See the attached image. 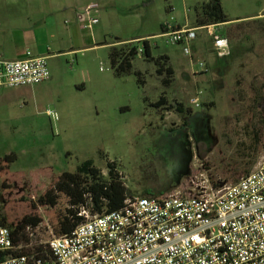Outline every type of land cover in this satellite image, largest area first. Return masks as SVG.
<instances>
[{
    "label": "rangeland",
    "instance_id": "1",
    "mask_svg": "<svg viewBox=\"0 0 264 264\" xmlns=\"http://www.w3.org/2000/svg\"><path fill=\"white\" fill-rule=\"evenodd\" d=\"M171 1L180 19L195 17L189 7L196 0H155L158 13L168 16ZM224 2L244 22L225 31L231 55L222 65L217 61L209 77H195L207 65L203 68L201 59L186 55L184 46L158 39L153 56H170V87L163 82L166 75H158L155 63L141 54L129 74L116 76L109 50L88 51L80 67H52L51 79L43 84L0 90V158L16 154L10 170L24 176L20 182L11 176L6 180L13 185L11 193L5 192L0 177V211L10 222L19 225L34 214L44 221L41 227L52 231V209L37 205L34 210L33 205L52 180L75 172L87 160L105 175L108 162H115L131 198L210 192L237 183L255 169L264 153V0ZM259 14L258 20L251 18ZM215 30L217 35L222 32L218 25ZM209 59L215 61L212 54ZM162 96H167L166 105L152 106ZM207 97L209 103L201 105ZM193 99L199 100V107L190 103ZM48 110L57 119L49 118ZM199 118L207 136L193 141V158L185 163L189 170L179 179L175 166L185 155H176V150L186 147L183 131L195 140L188 129ZM47 168L52 169L51 177H33ZM38 230L30 231L32 245L41 240Z\"/></svg>",
    "mask_w": 264,
    "mask_h": 264
},
{
    "label": "built area",
    "instance_id": "2",
    "mask_svg": "<svg viewBox=\"0 0 264 264\" xmlns=\"http://www.w3.org/2000/svg\"><path fill=\"white\" fill-rule=\"evenodd\" d=\"M216 26L204 29L224 58L230 43L217 35ZM165 37L190 56L197 34L169 24ZM50 79L47 57L29 53L24 60L9 61L0 56V90ZM192 102L200 106L198 99ZM46 114L57 119L51 110ZM206 190L128 197L122 210L91 217L83 210L86 221L72 235L49 242L50 261L16 255L22 247L16 246L9 228L0 226V264H264V153L237 183Z\"/></svg>",
    "mask_w": 264,
    "mask_h": 264
},
{
    "label": "crops",
    "instance_id": "3",
    "mask_svg": "<svg viewBox=\"0 0 264 264\" xmlns=\"http://www.w3.org/2000/svg\"><path fill=\"white\" fill-rule=\"evenodd\" d=\"M221 1L232 19L231 22L218 24L222 29L218 35L226 38L228 36L225 31L244 20L230 11L224 0ZM172 3L171 1L168 5L169 15L164 16L162 11L158 13L155 0H0V56L9 61L24 60L29 53L47 57L52 75V67L68 68V64L72 63L80 67L88 51L101 54L118 45H106V40L119 39L122 44H136L139 47L147 42L151 48H156L158 46L154 41L166 39V27L171 24L178 29L196 31L197 38L191 44V51L196 44L195 52L198 54L195 55L192 51L190 57L201 59L207 65V70L201 69L194 75L209 77L214 68H218L217 61H222V65L229 56L220 58L213 38L204 28L195 27L196 18L180 19ZM203 3L196 0L189 8L195 12V7ZM134 8L138 10L132 12ZM260 15L251 18L258 20ZM96 19L98 23H92ZM210 54L213 55L214 62L210 61ZM162 56L170 58L168 54ZM70 68L73 69L72 65ZM75 84L79 85L80 82L76 81ZM193 100L190 101L191 104ZM208 101L207 97L200 103L202 105Z\"/></svg>",
    "mask_w": 264,
    "mask_h": 264
},
{
    "label": "trees",
    "instance_id": "4",
    "mask_svg": "<svg viewBox=\"0 0 264 264\" xmlns=\"http://www.w3.org/2000/svg\"><path fill=\"white\" fill-rule=\"evenodd\" d=\"M195 18V27L197 28L232 21L221 0H209L207 3L197 5L195 7ZM105 44H118L112 46L110 50L111 64L116 76L122 77L129 74L132 70V61L141 54L147 60L155 63L158 75H166L163 81L164 84L168 87L172 85L171 76L174 75V69L170 64V58L168 56L154 57L152 48L147 42L142 47L136 44H122L119 39L106 40ZM141 48L142 53L139 52ZM167 101V96H162L152 106L160 108L166 105ZM179 106L182 111L183 105ZM103 157L106 156L103 154ZM16 161V154H9L0 158V177L4 178L6 193L13 191V185L6 181L10 176L15 178L16 182H20L24 177L22 173L12 175L11 165ZM107 169L108 174L105 175L100 168L95 166L92 160H87L79 165L75 172H65L51 181L45 191L38 197L33 209L37 210V205L52 209L50 219L52 231L46 227H41L44 221L38 215H27L17 225L14 221H9V215L0 211V226L9 228L13 232L16 246L22 247L16 255L50 261L53 258L49 249V242L72 235L86 221V218L81 216L83 210H88L92 216L122 210L126 199L129 197L128 188L115 162H108ZM37 174L32 175H34V178H40L44 175L49 178L53 172L52 169L47 168ZM214 187L218 188L219 185ZM148 197H156V195ZM34 230H38L36 232L40 234L41 240L32 245L31 234L33 233L30 231L33 232ZM35 234L37 233H34V236Z\"/></svg>",
    "mask_w": 264,
    "mask_h": 264
},
{
    "label": "flooded vegetation",
    "instance_id": "5",
    "mask_svg": "<svg viewBox=\"0 0 264 264\" xmlns=\"http://www.w3.org/2000/svg\"><path fill=\"white\" fill-rule=\"evenodd\" d=\"M229 55H231V54H229ZM199 120L200 121H198L197 119L192 120L193 123L189 124L188 130L192 131L193 137L195 140L188 137V135H189L188 131H187V133H186V131H183V132H185V134L183 135L182 142H185L186 147H185V149H183V148L181 149L180 147H178L176 150V155H179V156L185 155V161L183 158H181V161H180L181 164H178L177 167L175 166V168L178 169L179 179L182 178V174L184 171L187 172L189 170L188 167H186L185 163H186V161L191 162V160L193 158L192 154H193V146H194L195 142L197 140H199L198 138L204 139L205 136H207V134H206L207 126L203 124V121L201 120V118H199ZM185 128H184V130H186ZM193 141H195V142H193ZM183 165H185V169H182Z\"/></svg>",
    "mask_w": 264,
    "mask_h": 264
}]
</instances>
